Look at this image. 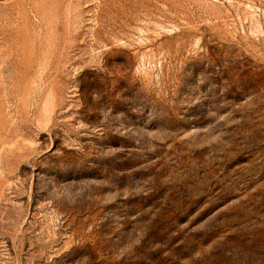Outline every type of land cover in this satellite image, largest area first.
<instances>
[{
    "label": "rangeland",
    "instance_id": "374dc122",
    "mask_svg": "<svg viewBox=\"0 0 264 264\" xmlns=\"http://www.w3.org/2000/svg\"><path fill=\"white\" fill-rule=\"evenodd\" d=\"M0 264H264V0H0Z\"/></svg>",
    "mask_w": 264,
    "mask_h": 264
}]
</instances>
